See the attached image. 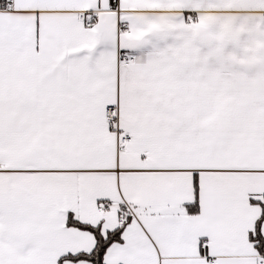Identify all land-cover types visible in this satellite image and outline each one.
<instances>
[{
    "label": "snow or ice",
    "instance_id": "6c2138e0",
    "mask_svg": "<svg viewBox=\"0 0 264 264\" xmlns=\"http://www.w3.org/2000/svg\"><path fill=\"white\" fill-rule=\"evenodd\" d=\"M0 264H264V0H0Z\"/></svg>",
    "mask_w": 264,
    "mask_h": 264
}]
</instances>
